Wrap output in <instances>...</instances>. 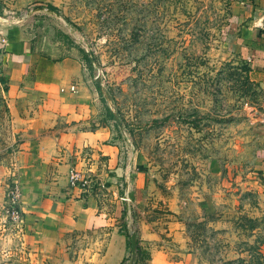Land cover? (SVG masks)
Wrapping results in <instances>:
<instances>
[{
	"label": "rangeland",
	"instance_id": "1",
	"mask_svg": "<svg viewBox=\"0 0 264 264\" xmlns=\"http://www.w3.org/2000/svg\"><path fill=\"white\" fill-rule=\"evenodd\" d=\"M249 2L0 1V64L10 40H32L60 78L52 99L12 105L0 68V264H69L71 250L84 264L96 232L59 225L69 199L126 235L127 264L133 231L138 264L149 235L178 264H264V70L233 42Z\"/></svg>",
	"mask_w": 264,
	"mask_h": 264
},
{
	"label": "crops",
	"instance_id": "2",
	"mask_svg": "<svg viewBox=\"0 0 264 264\" xmlns=\"http://www.w3.org/2000/svg\"><path fill=\"white\" fill-rule=\"evenodd\" d=\"M247 7L248 14L243 20L238 21L239 25L236 26L233 42L236 50L250 63L253 71L259 72L264 70V0H251ZM31 41L10 40L8 48L1 53L0 68L3 69L4 76L8 80L6 95L12 105L20 100L31 102L39 96L45 99L49 97L48 100H50L53 96L49 95V91L53 88L56 92L59 88L58 65L49 67V76L43 77L42 68H40L43 58L40 57ZM17 42L21 44H16ZM63 65L66 66L65 61ZM69 87L60 88L61 93L67 95L74 93L68 91ZM66 194L70 195V193ZM67 201L69 203H65L61 208L58 207L60 213L64 214V220L59 225L66 227L69 232L88 233L89 229H95L96 232L95 239L88 248L83 250V254H78V259L81 258L84 264H127L126 235L98 211L95 203L83 205L79 199H74L73 202L70 199ZM111 226L114 228L108 231L107 228ZM104 231H107L106 236ZM154 238L156 237L152 235L147 237V240L152 241L147 244V264H178L169 261V253H165ZM138 241L140 249L139 238ZM74 253L73 250L67 253L69 264H72L71 262L75 259ZM138 256L139 254L136 264H138ZM73 264L83 263L76 261Z\"/></svg>",
	"mask_w": 264,
	"mask_h": 264
},
{
	"label": "water",
	"instance_id": "3",
	"mask_svg": "<svg viewBox=\"0 0 264 264\" xmlns=\"http://www.w3.org/2000/svg\"><path fill=\"white\" fill-rule=\"evenodd\" d=\"M43 9L44 8L40 7V6L33 7L23 18L28 16L29 13H31V12H34L36 10H43ZM44 10L49 12V13L54 14L52 11H50L48 9L47 10L44 9ZM0 20L8 21V20L4 19V17H2V16H0ZM82 44L84 45V42H82ZM85 50H86V54L88 56V59H89L90 63L94 65V59L92 57V54H91L90 50H88L87 48ZM95 83H96L97 89L99 90V92L101 93V95L103 96L105 101L107 102L108 106L110 107V110L113 112L114 117L116 119V123L119 125V127H121V122H120L121 119L118 116V113L116 111V106H114V102H113L112 96H110L108 91L101 84V78L100 77L96 78V82ZM126 210H128L127 206H126ZM130 235H131V237H130V240H131L130 241V259H129L128 264H134L136 262V257H137L138 236H137V232L136 231L131 232Z\"/></svg>",
	"mask_w": 264,
	"mask_h": 264
},
{
	"label": "built area",
	"instance_id": "4",
	"mask_svg": "<svg viewBox=\"0 0 264 264\" xmlns=\"http://www.w3.org/2000/svg\"><path fill=\"white\" fill-rule=\"evenodd\" d=\"M68 91L71 92H75L76 91V87L74 85H71L68 88ZM80 184L83 185L82 182V175L75 169L70 171L69 174V185L70 187H75L77 188ZM11 200H10V207L12 208L11 210V215L14 218H19V212L14 208L15 204L17 203V201H19V197H20V190L17 188H14V191L11 193ZM124 202H127V200L125 199Z\"/></svg>",
	"mask_w": 264,
	"mask_h": 264
},
{
	"label": "trees",
	"instance_id": "5",
	"mask_svg": "<svg viewBox=\"0 0 264 264\" xmlns=\"http://www.w3.org/2000/svg\"><path fill=\"white\" fill-rule=\"evenodd\" d=\"M46 9H48V10H50V11H52V12H56V9L53 7V6H51V5H47L46 6ZM92 53V52H91ZM93 55V54H92ZM108 112L111 114V115H113V112L108 108ZM130 237H131V235H128V238L130 239ZM131 241V240H130ZM130 241L128 242L129 243V247H130ZM139 242V241H138ZM138 242H137V255L139 254V252H140V249H139V246H138ZM134 264H136V262L134 263Z\"/></svg>",
	"mask_w": 264,
	"mask_h": 264
}]
</instances>
